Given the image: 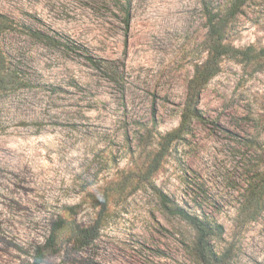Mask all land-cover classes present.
Returning <instances> with one entry per match:
<instances>
[{
  "label": "rangeland",
  "instance_id": "1",
  "mask_svg": "<svg viewBox=\"0 0 264 264\" xmlns=\"http://www.w3.org/2000/svg\"><path fill=\"white\" fill-rule=\"evenodd\" d=\"M207 12L0 0L19 79L0 91V264H203L196 230L158 193L209 226L212 264H264V0L222 37Z\"/></svg>",
  "mask_w": 264,
  "mask_h": 264
},
{
  "label": "trees",
  "instance_id": "2",
  "mask_svg": "<svg viewBox=\"0 0 264 264\" xmlns=\"http://www.w3.org/2000/svg\"><path fill=\"white\" fill-rule=\"evenodd\" d=\"M247 0H232L228 5H226L223 9H220L218 14H212V11H209L210 3L208 0H201V3L203 7L208 11L207 12V19H208V27L210 30H217V33L220 37L224 35L226 30H228L229 24L234 18L237 16V14L240 12L241 8L245 4ZM129 13L127 12L125 14V25L128 27L129 25ZM15 23L13 20L0 15V39L3 35L10 33L14 31ZM31 30V29H30ZM31 35L36 38L38 41L46 44V45H52V44H59V42H56L54 38L42 34L40 32L31 31ZM227 46L225 44L220 43L219 49L221 51H224ZM249 50H245L241 52L242 54L248 52ZM258 55H262L264 57V48H261L257 51ZM19 84V79L13 71L8 63L7 56L5 55V52L2 50L0 46V91L6 90V89H15ZM193 101L187 99L185 103V111L181 114V123L179 124V127L170 133L166 135V144L170 143L171 137L179 132L188 115L194 111ZM195 103V102H194ZM193 103V104H194ZM159 192V191H156ZM158 197L162 204L169 209V211H173V213L177 216H179L181 219L185 220L188 224H190L197 232L199 238H198V255L200 257V260L203 264H212L213 260L211 258V252L207 250L206 248V239L210 234V228L206 224H204L198 217L192 216L190 214H187L183 209L179 208L178 206L174 205L169 201L167 196H165L162 193H158Z\"/></svg>",
  "mask_w": 264,
  "mask_h": 264
}]
</instances>
